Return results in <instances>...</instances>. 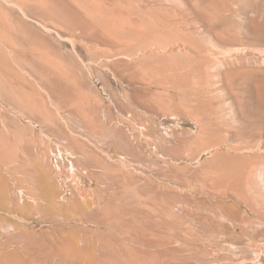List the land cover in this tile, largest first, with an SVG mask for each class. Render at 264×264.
Wrapping results in <instances>:
<instances>
[{
  "label": "rangeland",
  "instance_id": "rangeland-1",
  "mask_svg": "<svg viewBox=\"0 0 264 264\" xmlns=\"http://www.w3.org/2000/svg\"><path fill=\"white\" fill-rule=\"evenodd\" d=\"M111 1L63 0L84 33L41 0H0V26L11 13L76 54L41 77L0 44L18 72L0 78V215L17 241L84 228L72 235L93 246L82 264H264V0ZM53 149L78 172L80 194L63 203ZM16 188L65 214L18 203ZM14 236L1 231L0 251Z\"/></svg>",
  "mask_w": 264,
  "mask_h": 264
},
{
  "label": "bare ground",
  "instance_id": "bare-ground-1",
  "mask_svg": "<svg viewBox=\"0 0 264 264\" xmlns=\"http://www.w3.org/2000/svg\"><path fill=\"white\" fill-rule=\"evenodd\" d=\"M116 1L118 0H113L111 2L113 3ZM172 3H174V1ZM35 8H37L40 12L53 18L57 22L73 27L72 29L78 27L84 33H89V31L92 29L91 26L87 27L88 25H85L82 20L83 18L77 13H75L74 10L69 8L66 2H63V0H41V3L38 4ZM116 9L117 8L113 10V15L119 19H123V13L119 12ZM5 14H7V12ZM1 22V46L4 48V51L9 55H15L17 48H21L23 51L25 50V56L23 57H25L28 72L30 67V69L34 73L42 77L47 75L49 68H53L60 72L59 68L57 67V64L64 65L69 62L71 64L76 63L75 51H69L67 54H63L57 46L51 44L49 39L42 32L29 29L20 17L16 15H11L10 13V15L8 14L1 16ZM44 28L46 29V31L53 30L48 26H44ZM57 34L59 35V33ZM68 65L65 67V71L69 73L70 76H73L75 73V68L73 67L75 65L73 67H70ZM0 66V78H4L5 75L7 77L17 78L18 72L10 65L6 56L3 55L1 52ZM21 83V87L25 89L27 85L23 82ZM82 85L85 88H89L88 82H82ZM6 89L7 87L5 80H0V90L7 91ZM55 89L60 93L62 92L61 88H59L58 86L55 87ZM69 94L64 93L63 95ZM71 95V99L75 100L76 96L74 94H70V96ZM16 122L19 123L18 120H16ZM51 153L53 157H49L48 167H51L50 169L53 172L57 187L59 189L58 198H56V200L59 199V201L63 203L72 196H79L80 194V190L78 189L80 184L79 179L75 178L78 172L73 166L72 159L74 157L70 153L63 152L59 149H53ZM42 155L44 156L45 154L40 151L36 153L37 158L43 157ZM71 182L75 185L73 189L69 188ZM50 188V191L43 192L42 194L47 196H53L52 187ZM13 196L18 203L23 204L27 200L31 202L30 206L34 211L39 214L45 216L50 215L51 217H56L57 213L58 215L65 214V210L62 209V207L59 206L58 203V205H55L54 203H51V205L41 204V202H38V198H40L39 196H28L27 192L24 189L16 188L15 193L13 192ZM72 206L74 212H83V207L80 204L75 203ZM166 208L168 209L169 207L166 206L165 209ZM54 209H58V212ZM63 210L64 212H62ZM60 226L61 227L58 228L56 227V230H58L59 234L61 233V235H65L62 236L63 238L59 237L58 234L53 231L52 234L54 235H51L50 232L35 233L29 230V242L21 240L17 241L15 240L16 236H14L16 235L17 229L15 227V224L8 217H3L0 215V235L2 231L7 236H14L11 240V244L13 242L17 244V246L10 252L0 251V264H82L85 263V261L87 262V258L90 252L92 251L93 246L83 237H81L82 239H77L76 237L72 236L74 233L79 234L81 231H83L84 228L78 227L74 224L68 226ZM88 264H90V260L88 261Z\"/></svg>",
  "mask_w": 264,
  "mask_h": 264
}]
</instances>
